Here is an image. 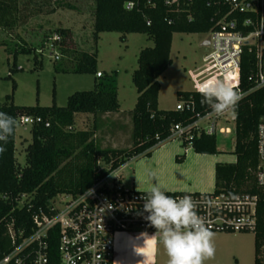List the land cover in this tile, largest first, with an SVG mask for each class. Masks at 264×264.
I'll return each mask as SVG.
<instances>
[{
	"label": "trees",
	"instance_id": "trees-1",
	"mask_svg": "<svg viewBox=\"0 0 264 264\" xmlns=\"http://www.w3.org/2000/svg\"><path fill=\"white\" fill-rule=\"evenodd\" d=\"M131 4V7H127ZM69 7L61 0H0V30L8 34L29 18L50 15L57 9ZM229 11L222 0H93L92 41L99 34L116 32L123 41L126 34L141 33L152 41L151 47L142 48L137 56V67L131 81L137 93L132 110L131 145L128 148H100L91 139L94 130L75 131V114L103 115L119 109L115 75L95 76L93 89L76 91L67 97L63 107L54 102L50 106H17L13 103L15 83L11 94L0 105L4 112L17 121L22 116L34 119L30 125V143L25 147V164L15 158L14 135L0 151V261L12 250L13 244L7 225L30 230L32 216L39 207L46 209L49 200L59 194L75 195L83 192L96 180L124 165L134 156H150L153 147L164 141L175 124H190L197 115L210 106L203 102L198 91L177 92L178 101L192 104V109L161 110L157 98L160 89L158 77L171 64L170 47L174 33H208L217 29V22ZM58 34V50L66 59V70L76 74H96V50H77L72 32L67 28L51 31ZM6 40L0 46L6 47ZM17 47V46H16ZM95 47V45H94ZM39 48L20 45L14 49L13 64L7 78L19 70L15 65L17 53H30ZM37 63L36 55L34 56ZM253 54L242 55L239 86L247 91L253 84ZM54 97V94H53ZM233 112V111H232ZM234 163L215 165L214 194L249 193L257 196L255 251L264 243V187L255 181L257 168L256 128L264 116V87L248 92L234 109ZM38 118L39 121L35 119ZM186 147L185 143H182ZM196 153H217L216 135L203 133L193 138L190 146ZM181 157L176 160L180 161ZM103 162L105 166L99 163ZM182 193V192H177ZM23 196V197H22ZM55 240L51 244V264H56Z\"/></svg>",
	"mask_w": 264,
	"mask_h": 264
},
{
	"label": "rangeland",
	"instance_id": "rangeland-1",
	"mask_svg": "<svg viewBox=\"0 0 264 264\" xmlns=\"http://www.w3.org/2000/svg\"><path fill=\"white\" fill-rule=\"evenodd\" d=\"M69 7L57 9L50 15H38L29 18L26 24L15 27L9 34L0 30V39L7 44L0 46V105L5 102V96L11 94L12 80L15 83L13 103L17 106H50L53 102L63 107L67 97L76 91L93 89L95 74H76L66 70V59L60 57L55 61L50 56V50L45 47L51 31L57 28H67L72 32L74 46L77 50H96V69L104 75H115V85L120 120L112 121L100 115L75 114L74 130H94L92 140L100 148H128L131 145V119L128 112L133 109L137 93L131 81V74L137 67L139 51L151 47L152 41L145 34L130 33L125 39L116 32L100 33L96 44L92 41V10L93 0H61ZM30 53H17L15 57L16 70L7 78L13 64L14 49L20 45L39 48ZM95 45V47H94ZM17 46V47H16ZM211 50V34L208 33H174L170 47L171 64L158 77L160 89L157 104L161 110H172L177 104V92L198 91L208 80H221L211 65L203 61V57ZM36 55L37 63L34 56ZM54 94V97H53ZM230 117V116H229ZM228 117V118H229ZM217 120V153L215 157L224 162H233L231 153L234 146V122ZM30 125L16 121L14 147L15 158L20 165L25 164V147L30 143ZM175 138L166 140L153 148L152 157H144L137 161L129 160L115 170L110 177L122 180L125 188L140 190L139 183L173 185L175 181L189 180L192 191L199 193L213 192V176L207 171V159L214 156H200L192 153L190 146L183 148ZM183 163H175V154L182 156ZM105 166L103 162L99 163ZM145 170L154 173L151 182L145 180ZM211 170V169H210ZM179 182V183H180ZM170 191L177 188H166ZM133 233V232H132ZM117 236L115 237V240ZM214 256L203 261V264H253L255 247L253 232H213ZM157 264H167L166 252L160 242L157 246ZM114 261L118 258L114 254Z\"/></svg>",
	"mask_w": 264,
	"mask_h": 264
},
{
	"label": "built area",
	"instance_id": "built-area-1",
	"mask_svg": "<svg viewBox=\"0 0 264 264\" xmlns=\"http://www.w3.org/2000/svg\"><path fill=\"white\" fill-rule=\"evenodd\" d=\"M222 3L229 7V11L217 22V29L209 32L211 50L204 55L203 61L211 65L215 73L230 83L242 97L264 87V0H222ZM59 40V35L54 34L45 45L55 61L61 57ZM42 50L37 51L41 53ZM245 50L253 54L254 62L253 84L247 91L239 86V71ZM100 75L99 71L95 74L96 77ZM174 109H192V104L180 100ZM222 117L225 122H234L232 110L220 115L208 110L197 115L190 124L173 125L164 141L177 138L181 145L191 146L193 138L201 133L216 134L217 120ZM19 119L22 124L29 125L34 121L29 116ZM35 120L39 121L38 118ZM256 153L255 181L258 186L264 187V116L256 128ZM112 173L96 180L81 193L59 194L49 200L46 209L39 207L33 214L30 230L15 229L13 223H9L7 232L13 247L0 264H51L53 240L56 243V264H116V236L155 230L149 226L144 218L147 214L142 211V196L146 191L125 188L122 180L110 177ZM166 194L174 198L190 195L197 214L212 232H255L256 195L213 192ZM253 264H264V243L257 247Z\"/></svg>",
	"mask_w": 264,
	"mask_h": 264
},
{
	"label": "clouds",
	"instance_id": "clouds-1",
	"mask_svg": "<svg viewBox=\"0 0 264 264\" xmlns=\"http://www.w3.org/2000/svg\"><path fill=\"white\" fill-rule=\"evenodd\" d=\"M203 102L220 115L234 109L240 96L230 83L221 80H208L199 89ZM16 121L0 112V151L12 135ZM154 173L145 170L146 182H151ZM143 213L149 226L154 228L162 244L167 264H203L214 256L213 232L207 227L196 210L190 195L179 198L166 194L160 184L152 183L142 196Z\"/></svg>",
	"mask_w": 264,
	"mask_h": 264
},
{
	"label": "crops",
	"instance_id": "crops-1",
	"mask_svg": "<svg viewBox=\"0 0 264 264\" xmlns=\"http://www.w3.org/2000/svg\"><path fill=\"white\" fill-rule=\"evenodd\" d=\"M122 114H124V113H121L118 109L117 112L105 113V114L101 115L100 117L102 119H105L107 117H109V118L111 117L112 121H116V120H120L122 118ZM170 140H172V139H170ZM160 144H158L156 146H159ZM216 144H217V138H216ZM180 146L183 147L182 145H180ZM153 148L151 150L150 156H148L149 158L152 157ZM183 148H186V147H183ZM191 151H192V153L199 155L198 157H200V156H214L213 158H208L206 161L207 171H210V175L213 176V185H212L213 190H214V183H215V176H214L215 165L217 163H234L235 162V158H234L233 162H224V161H221V159L215 157V154L196 153L192 148H191ZM174 156H175V163L181 164L184 161L185 152L182 153V159L180 161L176 160V158L180 157V155L178 156V154H175ZM144 157H147V156L139 155V156H134L130 159L137 161V160L144 158ZM234 157H235V155H234ZM179 182L180 181H175L173 183V185H170V186L162 185V186L164 189H166V188H177V190H174V191H170L169 189H166V193H169V192L199 193L197 191H192L193 188H192V185L189 182V180H184V182L182 184H181V182L180 183ZM146 186L147 185H144L143 183H139L137 187L140 190H147L148 188ZM158 242H159V240H158V235L156 232H136V233H121V234H119L117 236V239L115 240V254L118 258V264H157L156 254H157Z\"/></svg>",
	"mask_w": 264,
	"mask_h": 264
}]
</instances>
